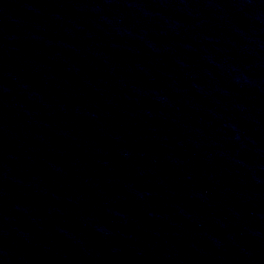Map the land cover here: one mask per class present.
<instances>
[{"label": "water", "instance_id": "water-1", "mask_svg": "<svg viewBox=\"0 0 264 264\" xmlns=\"http://www.w3.org/2000/svg\"><path fill=\"white\" fill-rule=\"evenodd\" d=\"M0 264H264V0H0Z\"/></svg>", "mask_w": 264, "mask_h": 264}]
</instances>
